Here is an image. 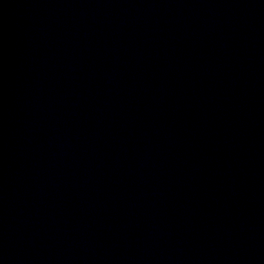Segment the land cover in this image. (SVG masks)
I'll use <instances>...</instances> for the list:
<instances>
[{
  "label": "water",
  "instance_id": "95a60500",
  "mask_svg": "<svg viewBox=\"0 0 264 264\" xmlns=\"http://www.w3.org/2000/svg\"><path fill=\"white\" fill-rule=\"evenodd\" d=\"M0 264H264V0H0Z\"/></svg>",
  "mask_w": 264,
  "mask_h": 264
}]
</instances>
